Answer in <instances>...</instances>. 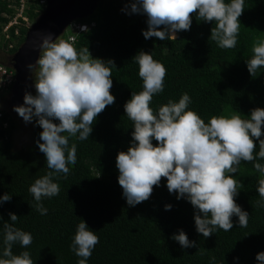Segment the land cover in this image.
Masks as SVG:
<instances>
[{
  "label": "trees",
  "instance_id": "obj_1",
  "mask_svg": "<svg viewBox=\"0 0 264 264\" xmlns=\"http://www.w3.org/2000/svg\"><path fill=\"white\" fill-rule=\"evenodd\" d=\"M131 2L98 0L90 16L74 22L89 26L88 32L77 35L74 46L88 47L92 58L114 62L110 93L115 100L97 114L89 139L69 138L70 144H76L77 160L69 165L66 176L53 178L60 191L42 201L48 209L46 215L34 210L33 198L27 191L36 178L50 171L37 146L42 129L33 118L32 143L16 147L15 119L8 111H0V195H11L9 201L0 203V229L5 222L12 223L9 212L16 214L15 226L33 236L27 250L34 264H76L78 258L69 251V244L79 219L99 237L88 264H209L210 256L216 258L215 264H257L256 254L264 251V208L256 206L260 177L252 162L241 161L238 173L231 174L242 184L234 199L249 214L247 227H239L238 218L233 216L232 229H218L205 238L195 230L192 205L183 198L177 200L175 191L170 194L164 177L159 187L153 186L147 200L128 206L117 182L115 157L119 151L127 150L131 140L132 122L125 116L123 104L131 92L142 88L138 66L132 59L141 50L151 52L167 70L163 92L153 96V108L170 98L177 100L182 92L191 97L188 107L205 122L212 115L239 112L248 116L250 110L264 108V68L253 75L246 68L253 43L264 38V0H245L238 17L237 44L227 49L209 40L214 24L196 19L194 13L190 14L189 30L177 32L175 39H145L142 30L147 29L146 16L121 11ZM18 5V0H0V32L14 17ZM40 13L37 1L30 0L28 17L35 20ZM25 34L23 30L9 54L17 51ZM70 34L71 31L63 39L68 40ZM13 39L12 31L10 42ZM5 47L2 37L0 48ZM34 79L32 74L33 86ZM11 87H1L0 98L7 97ZM261 130L264 132V126ZM254 145L258 147L255 140ZM165 204L171 208L165 210ZM178 230H183L196 246L182 248L171 239ZM23 250L18 244L12 247L13 254Z\"/></svg>",
  "mask_w": 264,
  "mask_h": 264
},
{
  "label": "clouds",
  "instance_id": "obj_2",
  "mask_svg": "<svg viewBox=\"0 0 264 264\" xmlns=\"http://www.w3.org/2000/svg\"><path fill=\"white\" fill-rule=\"evenodd\" d=\"M34 1L41 8V15L47 3L42 7L38 0ZM244 2L133 0L121 11L145 15L147 29L142 30L143 37H155L161 41L175 39L177 32L189 30L192 23L190 14L194 13L196 19L214 24L209 40L214 41L217 47L227 49L237 44L238 17L244 10ZM73 25L74 22L67 29L72 32L68 40L60 36L53 40L51 34L41 38L38 59L35 64L27 65L35 78L33 95L26 92L22 105L14 106L9 102L24 122H32L35 118V124L42 129L37 146L44 154L50 171L36 178L27 189L33 198L32 207L40 215L48 212L42 201L51 199L60 191L53 178L60 174L66 176L69 165L76 163V144H70L69 138L89 139L97 114L115 100L110 93L114 62L111 59L92 58L88 47L77 49L75 41L69 42L71 36L76 40L80 34L71 30ZM76 26H80L82 32L89 31L86 24ZM9 51L6 47L5 50L0 48V52L6 55V63L17 52L9 54ZM251 51L246 68L253 75L264 68V38L255 41ZM132 59L138 66L137 75L142 81V88L138 92H131L130 99L123 104L125 116L132 122L133 130L129 147L126 151H119L115 157L117 182L126 204L135 206L147 200L153 186L159 187L161 177H164L168 192L171 194L175 191L177 200L183 198L192 205L195 230L203 237L215 234L218 229L226 232L232 229L233 216L238 218L239 227H247L249 214L234 199L242 184L231 174L238 173L241 161L252 162L260 177L256 187L259 195L256 206L264 208V163L261 162L264 161V132L261 130L264 126V108L256 107L250 110L248 116L239 112L228 116L212 115L205 122L188 107L192 100L187 92H182L177 100L170 98L153 108V96L163 92L167 70L153 58L151 52L141 50ZM0 65L14 71L1 61ZM12 87L7 96L9 100ZM254 140L258 147L254 145ZM99 175L100 172L96 177ZM10 199L9 193L0 195V203ZM170 208V204L164 205L165 210ZM8 216L12 223L5 222L0 229V264H34L27 250L33 240L32 234L15 226L16 214L9 212ZM171 239L182 248L196 246L183 230H178ZM98 242L96 232L83 219H79L69 244V251L78 258L76 264H88V258ZM14 244L25 250L13 254ZM215 259L210 256L209 264H215ZM255 260L257 264H264V251L258 252Z\"/></svg>",
  "mask_w": 264,
  "mask_h": 264
},
{
  "label": "water",
  "instance_id": "obj_3",
  "mask_svg": "<svg viewBox=\"0 0 264 264\" xmlns=\"http://www.w3.org/2000/svg\"><path fill=\"white\" fill-rule=\"evenodd\" d=\"M97 3L98 0H47L45 10L27 31L23 44L8 60L9 63H4L16 72L10 97L11 104L22 105L26 92L33 95V72L27 65L35 64L38 59L41 38L46 34H51L53 40L61 37L73 22L90 16Z\"/></svg>",
  "mask_w": 264,
  "mask_h": 264
},
{
  "label": "built area",
  "instance_id": "obj_4",
  "mask_svg": "<svg viewBox=\"0 0 264 264\" xmlns=\"http://www.w3.org/2000/svg\"><path fill=\"white\" fill-rule=\"evenodd\" d=\"M28 0H19V5L16 7L15 16L12 17L2 28L0 32V40L3 37L4 43L7 45V50H12L18 42L19 37H21V32L23 30H28L31 26L29 17H27L25 13L26 3ZM40 6H46V0H38ZM71 30L73 32L81 33L80 26L73 25ZM12 31H13V39L12 42ZM75 41V37L71 36L69 38V42L73 43ZM15 73L12 70H8V68L0 65V88H8L15 83Z\"/></svg>",
  "mask_w": 264,
  "mask_h": 264
},
{
  "label": "rangeland",
  "instance_id": "obj_5",
  "mask_svg": "<svg viewBox=\"0 0 264 264\" xmlns=\"http://www.w3.org/2000/svg\"><path fill=\"white\" fill-rule=\"evenodd\" d=\"M30 20V23L32 25V23H34L36 21L35 20ZM68 33V30L65 31V33L60 37V38H64ZM9 97L7 98H0V111H8L11 116L14 118L13 115H17V113L13 110V108L10 106L11 104L9 103ZM16 122V131H15V144L16 147H21L24 145H29L32 143L33 140V132H32V127L33 124L32 122H24L23 119L20 120L18 117L15 119Z\"/></svg>",
  "mask_w": 264,
  "mask_h": 264
},
{
  "label": "flooded vegetation",
  "instance_id": "obj_6",
  "mask_svg": "<svg viewBox=\"0 0 264 264\" xmlns=\"http://www.w3.org/2000/svg\"><path fill=\"white\" fill-rule=\"evenodd\" d=\"M7 59H6V55H5V53H1L0 52V61L2 62V63H6L7 61H6ZM14 116V119H16L17 117L20 119V120H22L23 118L22 117H20L18 114L17 115H13Z\"/></svg>",
  "mask_w": 264,
  "mask_h": 264
}]
</instances>
